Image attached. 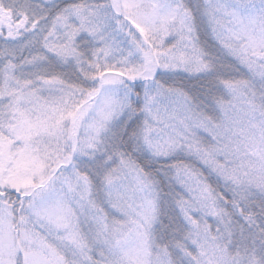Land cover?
I'll list each match as a JSON object with an SVG mask.
<instances>
[{
  "label": "snow or ice",
  "instance_id": "1",
  "mask_svg": "<svg viewBox=\"0 0 264 264\" xmlns=\"http://www.w3.org/2000/svg\"><path fill=\"white\" fill-rule=\"evenodd\" d=\"M0 264H264V0H0Z\"/></svg>",
  "mask_w": 264,
  "mask_h": 264
}]
</instances>
